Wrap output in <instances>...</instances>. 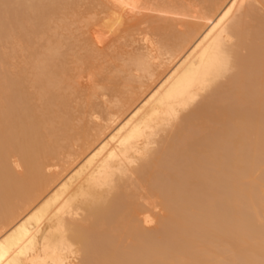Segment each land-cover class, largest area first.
<instances>
[{
	"label": "bare ground",
	"instance_id": "6f19581e",
	"mask_svg": "<svg viewBox=\"0 0 264 264\" xmlns=\"http://www.w3.org/2000/svg\"><path fill=\"white\" fill-rule=\"evenodd\" d=\"M78 1L0 0V264H264V0Z\"/></svg>",
	"mask_w": 264,
	"mask_h": 264
},
{
	"label": "rangeland",
	"instance_id": "374dc122",
	"mask_svg": "<svg viewBox=\"0 0 264 264\" xmlns=\"http://www.w3.org/2000/svg\"><path fill=\"white\" fill-rule=\"evenodd\" d=\"M64 1V0H63ZM84 1H86V0H84ZM83 0L80 2V1H78V2H76V4H78V6H77V8H76V12H80V16H86V10H90V7L91 6H89L90 4L86 1V2H84ZM133 1V8H135V11L137 10V14H135V17H138L139 15L138 14H140V16H142V15H144V12L145 13H148V14H146V16H148V17H151V19L153 18V16L154 15H159L160 17L162 16V17H164V16H166L165 18H167V19H165L164 18V20H167V22H168V19H177V20H179V21H182V20H185L186 21V17H184V16H181V15H177L176 13H180V14H184L185 13V10L187 11V8H188V6L187 5H190V4H192V2H191V0H177L178 2H182V4H183V10L182 11H184L183 13L182 12H178V11H173L174 13H171V14H167V13H162V14H159L160 12H156V11H154L153 13H152V10L150 11L149 10V8H148V10H146L147 9V7L145 8V10H142L145 6H147V5H149V4H151L153 1H155V0H148V2H147V0L145 1V0H140L141 1V3L143 4V5H141L140 4V1L139 0H132ZM134 1H139V3H138V5L137 4H135V2ZM151 1V2H150ZM166 1H173V0H166ZM174 1H176V0H174ZM145 2V3H144ZM147 2V3H146ZM185 2V3H184ZM188 2V3H187ZM83 3V4H82ZM88 3V4H87ZM137 3V2H136ZM186 3H187V5H186ZM81 4V5H80ZM87 4V5H86ZM140 4V5H139ZM85 6V7H84ZM136 6V7H135ZM185 6L187 7L186 9H185ZM138 7V8H137ZM141 7V8H140ZM143 7V8H142ZM82 8V9H81ZM98 10H99V8H97ZM96 9V10H97ZM139 9V10H138ZM151 9V8H150ZM85 10V11H84ZM96 10H95V13H96V16L98 15L99 16V18L101 19V15H100V11L99 12H96ZM142 11H144L143 12V14H142ZM82 12H83V14H82ZM85 12V13H84ZM140 12V13H139ZM98 13V14H97ZM158 13V14H157ZM132 15V13H125V14H123V16L124 17H128V21L127 20H125V21H127L128 23H129V21H131V19L132 18H129V16H127V15ZM163 14H166V15H163ZM190 15V13H188V12H186V14H184V15ZM138 15V16H137ZM98 16L96 17V21L98 20H100L99 18H98ZM134 16V14L132 15V16H130V17H133ZM159 16H157L158 17V19H160L159 18ZM135 17H133V18H135ZM145 17V16H144ZM161 17V19H163ZM169 17V18H168ZM188 17V16H187ZM156 18V17H155ZM127 19V18H126ZM176 20V21H177ZM156 21H157V19H156ZM171 21V20H170ZM174 21V20H173ZM127 22H124V23H127ZM127 23V24H128ZM131 24V23H130ZM180 23H178L177 25L180 27L181 25H179ZM93 27H95V26H90V27H88L87 29H83V30H81V32L80 31H78V33H76L75 35L76 36H78L80 39H81V41H86V39L88 40V42H89V40H90V42H89V44H88V46L90 45V43H92L95 39V37H97V39L99 38L98 37V35L96 34V31H94V29H93ZM175 27V26H174ZM91 30H90V29ZM176 28H178L177 26H176ZM179 29V28H178ZM84 31V32H83ZM89 32V33H86V32ZM83 32V33H82ZM95 33V34H94ZM78 34H80V35H78ZM83 34V35H82ZM85 35V36H84ZM92 35V36H91ZM93 35L95 36V37H93ZM89 37H93V39H92V42H91V39L89 38ZM98 40H100V39H98ZM102 40V39H101ZM100 40V41H101ZM103 40H107V38H103ZM108 41V40H107ZM87 42V41H86ZM87 42V43H88ZM111 42V41H110ZM110 42H108V43H106V45L105 46H103L104 47V52H101V51H103V50H101V51H99V52H96V53H93L92 51H95L97 48H98V46H102V45H104V42H102L101 44H99V45H97L98 43H100V42H98V43H96V40H95V42H94V48H95V45H96V49H92V51H90V50H88V49H86V52H83V51H81L82 52V54L84 55V53H86L88 56H87V58H89V60H92V58H94V56L96 55L97 57H98V53H103L104 55H105V53H107V49L106 48H108L109 46H110ZM96 43V44H95ZM93 44V43H92ZM107 44H109V46L107 47ZM146 44V43H145ZM101 46H100V48H101ZM90 47V46H89ZM92 48H93V46H91ZM106 47V48H105ZM100 48L99 49H97V50H100ZM90 51L89 53L90 54H92L93 53V56L92 55H89L88 54V51ZM92 52V53H91ZM108 52H109V50H108ZM82 54H80V56L82 55ZM95 54V55H94ZM103 54H99V55H103ZM104 55H103V57H104ZM92 56V57H91ZM96 56H95V61L93 62V61H91L92 62V64L94 65V63L96 62V61H99V63H101V61H100V59H98L99 57L101 58V60H102V56H99L98 58H96ZM85 57V56H84ZM83 57V60L85 61V63L87 62V59H85ZM91 57V58H90ZM105 58H106V55H105ZM88 60V61H89ZM90 62V63H91ZM89 63V62H88ZM91 64V65H92ZM90 64H88L87 66H89ZM92 65V66H93ZM95 65H99L98 63H96ZM94 65V66H95ZM68 66H70V68L72 69L73 68V66L71 65V64H69ZM86 66V65H85ZM92 66H89L87 69L89 70H87L86 68H85V71H83L79 76L81 77V76H83V77H85V81H84V79H81V81L82 82H87V83H91V80H93V78H95V70H96V66L95 67H93V68H95V70H93V68H92V70H91V67ZM93 71V72H91V71ZM87 71V72H86ZM93 74V75H92ZM91 80H90V79ZM89 79V80H88ZM79 80H80V78H79ZM2 84H3V82H2ZM27 86L26 85H24V88H26ZM5 95H9L8 93L7 94H5ZM4 97H6V96H4ZM26 97L28 98V99H30L31 100V103L34 105V106H37L38 105V102H37V96L35 95V93L34 92H32L31 90H27V94H26ZM32 97V98H31ZM8 98H9V96H8ZM8 98H6L7 100H8ZM1 99H2V97H1ZM4 100V99H3ZM7 100H5V101H7ZM34 101V102H33ZM93 105V104H92ZM238 105H241V104H238ZM89 106H91V105H89ZM237 107H239V106H236V110H238V111H242V108H240V109H238ZM241 107H243V106H241ZM232 108V107H231ZM233 110V109H232ZM9 112V110H7V113ZM246 113H248L247 111H245ZM3 113H6V111L5 112H3ZM2 113V115H0V126L2 127H6L5 126V121H6V115L4 116V114ZM263 115V118H261L260 117V119H259V121L260 120H262V122L260 121V122H258V123H263L264 121V114H262ZM3 116V117H2ZM9 116V114H7V117ZM5 117V118H4ZM1 119H2V121H1ZM4 124V125H3ZM262 125V124H261ZM62 128V124L61 125H53L50 129H49V133H50V136H51V134H52V136L51 137H53V133H56L55 131H57V130H59V129H61ZM49 136V137H50ZM49 137H46V136H44L43 138H42V140H40L39 141V139H38V143H37V141L36 140H34V142L35 143H37V145L41 148L40 149V151H43L44 150V152H46V149H47V147L49 148V143L50 142H48L49 140ZM56 136L54 135V137L52 138V139H56L55 138ZM51 139V140H52ZM57 140H58V138H57ZM30 143H32V142H30ZM35 143H33V145L35 144ZM49 144V145H48ZM18 145V144H17ZM0 148H1V145H0ZM3 148V147H2ZM2 148H1V150H2ZM17 148V146H15V149H13L12 150V152H9V149H7L6 147H4L3 149L4 150H0L1 152H0V163L2 164L1 165V169H5L3 172H5L6 171V168H10V169H12V171H14V173L16 172L17 174L19 173V171L20 170H22L21 169V162H22V160H21V157H22V155H25L26 154V152H27V149H26V147L25 146H23V143H20L19 145H18V148ZM8 150V151H7ZM15 150V151H14ZM39 150V149H38ZM7 151V152H6ZM13 151H14V153H13ZM18 152V153H17ZM10 153V154H9ZM13 153V154H12ZM27 155V154H26ZM25 155V156H26ZM24 158V157H23ZM4 164V165H3ZM49 164H52L51 166L53 167V166H55V165H53V163H47V162H44L43 163V165H45V167H47V166H49L50 167V165ZM5 168H4V167ZM55 168V167H54ZM54 168H49L50 169V171H51V169H54ZM7 169V170H8ZM17 169H18V171H17ZM48 170V169H47ZM54 170H56V169H54ZM54 170H52V172L54 171ZM11 171V170H10ZM10 171L9 172H7V173H10ZM12 171H11V173H12ZM21 173V172H20ZM150 200H153V199H150ZM157 200V199H156ZM156 200H153L154 202L156 201ZM148 202H149V200H148ZM148 202H147V204H148ZM157 202V201H156ZM153 203L152 201H151V206H152V203H153V205H154V208L152 209V207L150 206V205H148V206H150L149 208H148V206L146 205V206H144L143 208L144 209H142L141 211H140V213L139 214H137L138 216H136V218H138L137 219V221L138 222H141L142 224H143V226L146 224V225H148L149 227L151 226V230L152 231H154L155 229H156V225H157V220H158V218L161 216V215H163L164 214V211H162V213L160 212L161 211V209H159V205L157 204V203ZM144 204V203H143ZM146 204V203H145ZM157 205V206H156ZM156 207V208H155ZM150 208H151V210H153V213H151V216L149 217L148 216V214H149V212H151L150 211ZM149 209V210H148ZM143 211H147V213L148 214H146V212H143ZM149 211V212H148ZM158 211V212H157ZM161 214V215H160ZM154 222V223H153ZM140 223V224H141ZM156 223V224H155ZM154 224V225H153ZM146 227V228H149V227ZM127 241H129L128 239H125L123 242L125 243V244H127ZM130 242V241H129ZM128 242V243H129ZM82 259V257L81 258H77V263H79V261H80V263H81V260Z\"/></svg>",
	"mask_w": 264,
	"mask_h": 264
}]
</instances>
